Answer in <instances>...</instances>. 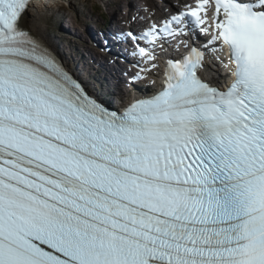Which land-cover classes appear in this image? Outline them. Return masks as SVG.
I'll list each match as a JSON object with an SVG mask.
<instances>
[{
	"label": "snow or ice",
	"instance_id": "obj_1",
	"mask_svg": "<svg viewBox=\"0 0 264 264\" xmlns=\"http://www.w3.org/2000/svg\"><path fill=\"white\" fill-rule=\"evenodd\" d=\"M31 2L0 0V264H264V0L121 33L132 82L183 49L123 110L20 26ZM212 53L231 83L201 75Z\"/></svg>",
	"mask_w": 264,
	"mask_h": 264
},
{
	"label": "rangeland",
	"instance_id": "obj_2",
	"mask_svg": "<svg viewBox=\"0 0 264 264\" xmlns=\"http://www.w3.org/2000/svg\"><path fill=\"white\" fill-rule=\"evenodd\" d=\"M152 1L157 0H148L150 4ZM144 2H147V0H73L71 1V4H53V7H50L49 11L44 12L41 23L46 28L45 32L47 36L53 41V44L57 45L55 46V49L73 65V63H76L81 57V44L78 37H80V33L83 30L82 25L80 27L79 25H77V27L75 28L74 26L73 28H70L69 30L71 31H69V33H65V31L63 30H66V26L70 25L72 27V24L77 21L79 22V24L85 23L86 26V23L89 20H97L98 22L103 23L104 18L102 16V13H98L96 10V8L98 7L102 8L105 15L107 14V12H109L112 15H116V17H119L124 16L128 11L135 14L136 12L131 11L130 6H133L134 10L138 7V4L141 6H145L146 4ZM154 3L156 4V2ZM138 9L140 8L138 7ZM158 9L162 10L159 6ZM66 15H71L72 18L69 19L66 17ZM107 18L109 19L108 16ZM61 34H63L62 36L65 35L66 37L71 36V43L67 44L66 41H64L61 37ZM71 34L73 36L78 35L77 42L74 43V39H72L74 37ZM77 52H80V55ZM76 53L78 57L76 56Z\"/></svg>",
	"mask_w": 264,
	"mask_h": 264
},
{
	"label": "bare ground",
	"instance_id": "obj_3",
	"mask_svg": "<svg viewBox=\"0 0 264 264\" xmlns=\"http://www.w3.org/2000/svg\"><path fill=\"white\" fill-rule=\"evenodd\" d=\"M146 1V0H144ZM156 1H152L151 4L148 2L147 0V4L146 5H149L148 7H154V12L155 14H161V15H164L165 11L163 10H160L158 9L157 5L154 3ZM154 3V4H153ZM52 4H56V3H50V4H46L45 2H37L36 4H31V7L29 9V11L25 12V14L23 15L22 17V25L26 28V30H30L35 36H37L44 44H47V42L53 46V41L47 36L45 30L46 28L43 26V24L41 23V19L43 18V14L45 11H49L50 10V7H53ZM138 7L140 9H138ZM138 7L136 9H134V11H140L142 9V6L141 5H138ZM156 7V8H155ZM67 18L71 19V15H66ZM145 19H143L144 21ZM75 21V20H74ZM72 22V21H71ZM73 23V22H72ZM75 25H79V27L82 25V26H85V23L83 24H79V22H74ZM74 23L72 24V27L69 25V26H66V30L64 29L63 31H65V33H69V30L70 28H75V25ZM97 33H100L98 34V37L97 38H101L104 34H102L101 32H97ZM121 33H124V32H119V35ZM91 34V29H87V34H85V36L83 37H78V35H75L72 36L74 38V43L77 42V37L79 38L80 40V48L81 50H83V46L84 44H87V46H89V42L88 39H87V36ZM63 34H61V37L63 38L64 41H66V43H70V37L71 36H62ZM86 37V38H85ZM51 40V41H50ZM73 42V40H72ZM94 43V42H92ZM82 46V47H81ZM79 55H80V52H78ZM104 53V52H103ZM84 53H81V56H82V59H86L85 56H83ZM76 56L78 57L77 53H76ZM86 57H88V54H86ZM85 61V60H84ZM217 66H219V62L216 63ZM213 78L214 80H219L221 83H223L222 79H224V77H220V75H218L217 73H214L213 74ZM111 79V78H110ZM114 81V80H112ZM117 83V85H123V83H126V82H115ZM146 86V85H145ZM134 89V88H132ZM125 91V90H124ZM123 91V92H124Z\"/></svg>",
	"mask_w": 264,
	"mask_h": 264
},
{
	"label": "trees",
	"instance_id": "obj_4",
	"mask_svg": "<svg viewBox=\"0 0 264 264\" xmlns=\"http://www.w3.org/2000/svg\"><path fill=\"white\" fill-rule=\"evenodd\" d=\"M96 10H97L98 13H102V16H103L104 19H107V16L103 13V10H102L101 7L96 8Z\"/></svg>",
	"mask_w": 264,
	"mask_h": 264
}]
</instances>
